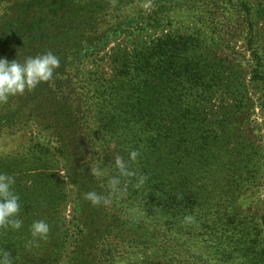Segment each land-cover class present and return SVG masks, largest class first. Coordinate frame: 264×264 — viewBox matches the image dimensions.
Returning a JSON list of instances; mask_svg holds the SVG:
<instances>
[{"label":"trees","instance_id":"trees-1","mask_svg":"<svg viewBox=\"0 0 264 264\" xmlns=\"http://www.w3.org/2000/svg\"><path fill=\"white\" fill-rule=\"evenodd\" d=\"M76 4L81 3L77 0ZM62 6L52 10L50 22L62 12H68L69 4ZM177 9L193 11L197 21L219 39L217 44H227L232 56L222 57L203 35L193 37L168 30L161 37L154 38L153 46L148 45L138 52L135 56L138 61L133 66L135 76L127 83H118L122 70L132 68L131 64L126 65L127 53L121 51L116 59L122 58L123 62L106 71L104 75L110 80L104 85L95 84L103 77H97L101 71L95 70L88 89L77 85L69 92L74 95L79 88L77 98L90 94L95 99L98 128L92 133L94 144L98 142L97 134L100 139L104 138L107 145L105 166L111 170L113 178H119L120 185L126 181V176L120 175L116 159L122 158L129 170L140 157L142 177H146L144 185L149 188L141 200L148 210H153L154 206L156 223L154 261L149 260L147 264H264V237L258 233L264 230L258 215L252 214L245 219L224 210L212 216L206 214L199 217L202 222L194 228L180 229L179 224L185 223L186 219L178 222L174 218L175 212L171 211L174 205L172 193L176 187L170 177L177 169L184 178L177 190L183 197L185 195L188 201L186 207L192 212H195V206L198 209L192 216V222L196 221L201 210L198 198L206 191L204 179L207 175L220 171L224 178L236 177L235 182L226 180L222 188L224 194L230 190L243 191L245 183L238 180L243 177L245 168L256 156L263 157L264 143L259 146L250 137L238 134L239 131L232 134L230 126L233 113L243 118L249 116L247 113L252 111L256 97L261 100L264 116V0H154V9L147 18L154 19V28L160 29L166 24V15ZM41 10L43 8L39 9L42 13ZM47 12L42 16L36 15L35 24L32 18L27 32L33 33L39 27L45 34L42 26L55 28L56 23L49 25L50 15ZM142 16L140 14L139 18ZM64 28L59 27L58 30ZM227 38L228 43L225 42ZM78 52H81L80 49ZM84 54L87 57L88 52ZM84 57L82 54L78 58ZM69 58L66 54L60 62ZM245 61L249 63L248 80L244 74ZM139 64L141 68L137 67ZM220 88L224 89V93L218 105L214 95ZM66 116L68 122L74 120L75 124L83 120L82 116L71 113ZM129 120L134 126L128 131L120 130L121 124ZM57 122L51 121L54 124ZM241 123L246 125L242 119ZM105 124L112 131H107ZM242 130V134H248L246 128L242 127ZM70 133L71 136H66L61 131H53V147L47 148L44 142L39 141L30 147H42L46 149L41 152L44 156L55 155L65 161V171L72 180L69 181L72 195L67 194L66 188L52 191V183L43 179L49 175L47 167L28 168L32 180L27 183L29 186L25 191L36 190L30 197L22 199L24 203L20 202L24 209L18 216L22 227L0 231V254L7 253L11 264H60L63 254L68 251L70 255L65 264L118 263L111 249L104 244L113 238L111 235L119 229L122 218L116 215L108 223L93 218V221L89 220V200L85 199V194L96 192L103 197L104 189L92 175L82 177L88 167L83 162L90 163L92 158L88 145L90 138L86 137L84 143L81 137L74 135L73 127ZM123 135L128 136L127 141L133 140L131 150L126 151L122 146ZM132 151L139 153L135 161L129 159ZM35 157H39L37 152H33V159ZM74 164L80 168L79 172L74 170ZM118 188L121 189V186ZM147 196L150 199H146ZM68 198L74 203L73 226L66 230L49 225L47 239L33 237V222L43 220L49 223L55 216H60L70 200ZM193 199L195 202H192ZM96 206L101 208V204ZM167 220L172 227L167 225ZM80 227V238L72 246L68 232ZM189 235L195 236L198 247L203 251L194 252L186 244L182 237Z\"/></svg>","mask_w":264,"mask_h":264},{"label":"rangeland","instance_id":"rangeland-1","mask_svg":"<svg viewBox=\"0 0 264 264\" xmlns=\"http://www.w3.org/2000/svg\"><path fill=\"white\" fill-rule=\"evenodd\" d=\"M76 2L77 0H57V2L46 0L45 3L38 0H0V58L23 63L28 57L49 52L56 55L59 61L66 54L70 56L66 62H60V67L54 73L52 82L41 83L34 90L11 97L7 103L0 104V174L14 178L13 191L19 196V202H23L22 199L30 197V194L36 190H29L28 193L25 191L29 186L27 183L32 180L28 168L35 166H44L49 169V175L44 176L43 179L52 183V191L56 192L66 188L67 194L72 195V188L69 185V181L72 180L70 174L65 171V161L55 155L44 156L41 152L46 149L42 147H30L37 141L44 142L47 148L53 147L55 141L52 132L61 131L66 136H71L70 131L73 127L74 135L81 137L84 143L86 137L90 138L88 145L92 158L90 163L83 162L88 167H86L82 177L92 175L95 180H99V185L104 189L102 195L108 201L107 204L102 202L101 208L89 201L87 214L89 220L93 221L91 219L93 218L108 223L112 217L121 216L119 229L117 228L116 233L111 235L113 238L104 246L111 249L118 261L117 264H147L149 260L154 261L153 235L156 223H154V206L153 210H148L143 206V200H141L148 187L144 183H139L143 176L140 157L135 165L129 169L133 175L126 176V181L122 185L119 184L121 189L117 188L113 192L109 183L113 179V175L104 162L107 145L103 141L104 138L100 139L98 134L96 137L98 142L94 144L95 136L92 135L98 128V123L95 120L97 109L96 104H94L95 99L90 94L81 95L78 99L79 88L75 90L74 95L69 90L72 91L77 85L88 89L92 85L91 78L93 79L95 70L101 71L97 77L103 76L101 82L96 81L95 84L104 85L110 80L104 75L106 71L113 65L123 62L122 58L116 59L117 55L122 54L121 51L127 53L130 63L127 61L126 65L131 64L132 68L124 70V72L122 70L118 77V83H127L130 78L135 76L134 67L138 61L135 56L138 55V52L148 45L153 46L154 38L161 37L168 30L186 36H205L208 39L206 41L213 44L217 49L216 52L218 51L222 57L232 56V53L226 46L227 44H217L219 39L210 34L197 21L193 11L177 9L169 12L164 20L165 26L158 29L154 28V19L147 18L154 9V0H79L80 5ZM64 3L69 4L68 12L66 14L62 12L57 18H54L53 22H50L52 10L61 9ZM41 7L43 8L42 13L39 11L42 9ZM46 12L50 15L48 18L49 25L56 23V27L42 26L45 34H42L39 27L33 33L27 32L32 18L35 24L37 23V16H42ZM140 14H143L141 18H139ZM59 27L66 28L58 30ZM226 41L228 43V38ZM81 44L83 46L80 47ZM210 48L213 50V47ZM79 49L81 52H78ZM85 51L88 52L87 57H84ZM82 54L84 58H78ZM243 63L244 74L248 80L250 78L249 63L247 61ZM137 67L141 68L142 66L139 64ZM78 70H81L82 73ZM89 83H91L90 86ZM86 84L87 86H85ZM61 85L63 86L61 87ZM223 93L224 89L220 88L214 95V100L218 105ZM67 113L82 116L83 120L76 122V124L74 120L68 122ZM247 114L249 116L243 118L240 117V114L233 113V122L230 126L232 134L234 131H239L238 134L250 137L252 142L263 146L264 116L259 98H255L252 111ZM239 118L247 126L241 123ZM56 120H58L57 124L51 123V121ZM132 124L131 120L125 121L121 124L120 130L128 131L131 126H134ZM105 127L107 131H112V128H109L107 124ZM242 127L247 129L248 134L241 133ZM127 139H129L128 136L123 135L122 146L125 147L126 151L131 150V147L134 146L133 140L129 142ZM33 152H37L39 157L33 159ZM51 152L55 153L53 150ZM255 158L245 168L243 177L238 180L240 183H245L246 187L243 191L231 192L230 190L228 194H224L222 188L226 180L234 181L236 177L224 178L220 171L218 174L212 172L207 175L204 179L206 191L202 192L198 198L199 204L201 203L203 207L201 206V210L199 209L196 221L189 222L186 220L185 223L179 224L180 229L194 228L202 222L200 218L204 215L212 216V214L225 210L229 214L242 216L245 219H249L252 214L258 215L264 230V155L262 158L258 156ZM177 163L179 162H175V164ZM73 167H75L74 170L80 171L77 164H74ZM97 167L103 171V176L97 177L93 174L92 169ZM170 177L176 187L172 193L174 205L171 211L175 212L174 218L180 222L181 219L194 216L198 209L195 206L194 210H196L192 212L186 207L188 201L185 199V195L183 197L177 190L180 180L184 179L181 178L180 171L174 169ZM105 190L108 192L106 193ZM68 199L70 200L66 207L64 206L60 216H55L48 223L50 226L64 227L66 230L73 226L74 213L72 207L74 203L71 202V198ZM146 199H150L149 196ZM192 202H195L194 199ZM23 203H20L22 207ZM23 210L21 208L20 213ZM167 225L172 227L169 220H167ZM9 229L11 227H0V231ZM68 233L69 242L74 246L77 243L74 241L80 238L81 227ZM258 233H261L260 236L263 234L264 237V231ZM182 238L194 252L203 251L198 247L195 236L189 235L187 238ZM69 255V251L64 253L60 264H65Z\"/></svg>","mask_w":264,"mask_h":264},{"label":"clouds","instance_id":"clouds-1","mask_svg":"<svg viewBox=\"0 0 264 264\" xmlns=\"http://www.w3.org/2000/svg\"><path fill=\"white\" fill-rule=\"evenodd\" d=\"M60 67L59 58L53 53L28 57L23 63L17 60L8 61L0 58V104L7 103L11 97L23 95L26 91L34 90L41 83H49L54 79V73ZM139 153L132 151L129 159L135 161ZM116 167L121 176H132L133 173L128 170L127 163L122 158L115 161ZM97 177L103 176V171L97 167L92 169ZM146 177H141L139 183L143 184ZM15 180L13 177L0 174V227H11L19 230L22 227V221L18 218L21 205L19 196L13 191ZM110 187L115 192L120 184L119 178L110 180ZM85 199L94 205L107 204L108 201L96 192H88ZM191 221L192 217H186ZM50 226L43 220L33 222L31 233L33 237L41 240L47 239ZM0 264H11L8 254H0Z\"/></svg>","mask_w":264,"mask_h":264}]
</instances>
